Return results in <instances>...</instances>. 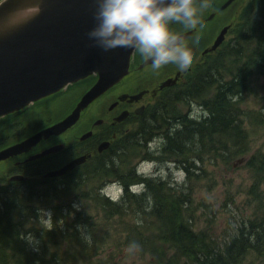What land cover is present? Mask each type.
Returning <instances> with one entry per match:
<instances>
[{
    "label": "rangeland",
    "instance_id": "obj_1",
    "mask_svg": "<svg viewBox=\"0 0 264 264\" xmlns=\"http://www.w3.org/2000/svg\"><path fill=\"white\" fill-rule=\"evenodd\" d=\"M222 1L223 0H204L205 6H193L192 8H188L190 13H192V23L197 25L202 17L208 18V13L212 10V12H214V9L218 10ZM254 2L255 0H237L233 7L220 13L217 16L218 18L211 22L208 21L204 27L198 28V31L196 30L192 36V40L195 39L197 41L196 46L190 47L189 43L184 51L189 59L193 60L198 49L206 45L208 38L211 35L215 36V30L219 24L228 20L233 14L236 16L240 14L241 16L245 11L252 20L250 21L248 29L244 31L243 34L247 37H242L240 42L243 47L240 51L241 58L243 59V54L249 55L258 41H260L259 45L264 47V16L260 13V5H258V9H256L258 3L254 5ZM174 29L176 31L180 28L175 24H170V31ZM235 30L237 31V29ZM226 48L227 46L219 48L220 51L217 52L216 55L224 54ZM220 59L223 61V64H228L227 59H224V57ZM230 59L232 60L233 58ZM262 67H264V65ZM93 82L94 79H89L88 81L70 86L52 99L35 104V106L26 109L27 111L25 112L31 109L30 112L37 111L36 113H39L33 122V127L38 124L46 123L47 121L57 120L58 117L66 113L74 105L77 98L83 95ZM246 88L252 92L241 99L240 105L243 107L242 110L248 112L250 115L258 111H262L264 114V71L262 73L255 72L254 85ZM210 91L211 90L207 88L196 89V92L195 90L190 91V93H197L199 97L197 99L194 98V102L185 105V108L189 106L200 109V101L198 99L206 101V98H211L214 93ZM99 104L100 103L95 104L92 112H94ZM39 110H41L42 113L38 112ZM100 115L101 114L98 113L96 117ZM25 116L28 115L26 114L23 117H20V114L17 117L14 116L0 123V128L4 126L8 129V125L16 118L15 124L10 127L11 130L18 133L24 132L26 131V124L22 119ZM93 118H95V115ZM148 119L149 118L145 119L142 123L147 125ZM244 119V123L249 125V129H247L249 132V143L247 145L249 150H247V154L235 155L223 161V156L232 154L234 151L232 150L228 152V154L223 151L222 154L224 155H221L219 152L212 150V145H209L207 149L210 150L203 156L205 160L200 170L201 177H198V181H194V211L193 216L188 215V218H191L193 227L198 229L211 228L213 231H209L208 233L213 237H221L224 233L228 232L232 226H235L239 215H245L244 217H246L250 214L247 191L252 185L253 178L252 172L246 162L255 150L260 147L264 148V122L253 120L254 123H251V120H248V118L245 117ZM262 119H264V117H262L261 120ZM84 122L85 121H83V123ZM149 123L155 126L153 137L155 140H152L153 142L150 143L151 147L136 149L125 145V150L124 153L121 154V158L125 159L128 157L127 164L129 167L137 166V169L139 168L142 173L148 174V176L149 174H158L162 177V181L167 179L173 186H182L184 181L187 185L190 184V180L186 178L187 174H184L183 171H177L176 167H172L173 163L167 161L163 155H159L158 152L152 153V151H155L154 145L163 144V139L160 135L166 131L167 125L163 123V120L161 122L156 121L155 123ZM81 125L82 124H79L75 129L78 130L77 128H82ZM136 127H138L136 124L132 125V130L135 131ZM72 133L73 135L69 133L66 136L67 143L72 142L73 136L76 134L74 131ZM123 137L124 135L119 136L118 140L120 141ZM145 137L146 133L145 131L143 132L142 128L140 132L133 133L128 140H130V143H138L140 139L144 140ZM221 139L224 140L223 143H220L221 145L227 144L228 147L231 146L229 140L220 137L219 140ZM213 144L217 143L214 142ZM165 156L167 157V155ZM110 161L108 162L112 170L125 172V169H122L127 165L124 160L116 163L115 161ZM112 162L115 163V166H112ZM91 163L92 162H90L89 165H91ZM91 168H93V166H91ZM98 176L100 178L91 179L80 188L68 191V193H62L56 197L49 196L50 194L60 193L57 191L58 186H55L54 182L51 180L47 181V185L44 187L37 186L32 188L28 183H16L7 188H0V208L2 206L12 207L16 210L8 221L0 219V231L7 227L10 222L15 223L19 221L23 224L25 230L30 233V236L36 240L35 243H37L38 238V241L43 245L46 246L47 244L49 246L47 255L54 252H59V254L62 255L65 251H68V256L73 254L68 264H157V258L152 256L151 252L143 250V245L138 242L136 236L138 230L141 229V225L137 217L128 215L123 217V219L118 217L110 218L98 208L93 195L99 193L100 185L104 183V180L108 179L109 182L105 187L106 194L118 198L123 192V188L116 179L106 178L101 175ZM172 182H174V184ZM64 183L66 185L67 181H64ZM150 183L148 186H150ZM151 184V187L155 188V185L153 183ZM140 187L142 188L143 186ZM43 189L44 191H41ZM39 194H42V197ZM229 197L236 199L238 205L230 204V200L226 201ZM72 202H75V206L74 208H69L68 206H70ZM231 210L236 211L233 212ZM72 211L79 217L81 222L88 225L85 220H82V217L86 218L89 226L85 227L80 225L77 218L69 213ZM10 214L11 211H7L6 218L10 216ZM65 221L66 225L65 227L63 226V232L58 231L56 227L60 225L62 227ZM153 223H156V221L152 219L148 220V224ZM73 224L76 226V231H74L76 234H81L90 244L94 241L86 237V234L90 233V235L96 238L95 242L97 243L89 247L88 250H84L79 243L74 241L72 236H70L74 234L73 231L71 232V226ZM82 230H84V232ZM66 231L69 233H66ZM31 244L34 245L33 243ZM251 258H248L246 264H252Z\"/></svg>",
    "mask_w": 264,
    "mask_h": 264
},
{
    "label": "trees",
    "instance_id": "obj_2",
    "mask_svg": "<svg viewBox=\"0 0 264 264\" xmlns=\"http://www.w3.org/2000/svg\"><path fill=\"white\" fill-rule=\"evenodd\" d=\"M256 3H258L256 9L260 5V13L264 15V0H255L254 4ZM241 17L244 22H248L247 12H244ZM232 56L234 57L227 61L228 64H223V61L205 63L189 81L190 88H207L214 93L204 102L207 114L189 121L178 118L179 120L173 126H166L167 131L163 134L165 153L171 155L169 160L176 165V168L185 171L190 184L187 185L184 181L182 186H173L170 181H162L160 177L138 178L135 173L122 175L121 171L112 170L109 162L105 163L107 165L104 164L105 168L95 169L91 174L90 179L93 180L100 178L96 175L106 178L114 177L123 181L128 179L124 181L125 196L121 200L113 201L102 194L100 190L106 181L100 185L99 193L93 195L94 199L98 208L110 218L123 219L131 215L140 220L141 229L138 230L136 237L143 245V250L151 252V255L157 258V264H246L249 257H252V264H264V148L255 150L246 162L253 178L252 185L247 191L250 214L246 217L239 215L235 226L221 237L209 235L208 232L213 231L211 228L193 227L191 218H188V215L193 216L194 211V181L201 177L200 170L205 160L203 156L210 150L207 149L209 145H212L211 149L221 155H224L223 151L226 154L234 151L232 154L223 156V161L235 155H244L249 150L247 148L249 125L244 123V118L251 120V123L264 122V119L261 120L264 117L262 111L250 115L242 110L243 107L240 105L241 99L252 92L246 87L254 85L255 72L264 71L262 67L264 47L256 46L249 55L243 54V59L239 54ZM199 73L203 80L196 78ZM155 121L150 122L155 123ZM169 129H172V133ZM220 137L229 140L231 146L221 145L220 143L224 140H219ZM214 142L217 144H213ZM162 155L165 156L163 151ZM111 160L115 163L119 161L116 155L112 156ZM112 163V166H115V163ZM87 177L85 174L83 181L74 180L70 183L67 181L66 185L61 181L57 191L68 193L69 188L85 183ZM140 181L147 185L143 193H134L129 190V183ZM150 182L155 185V188L151 187ZM149 183L150 186H148ZM53 195L51 194L50 197ZM228 200L230 204L238 205L236 199L229 197L226 201ZM7 211H11V214L6 218ZM15 212V208L2 206L0 219L8 221ZM69 213L80 221L73 212ZM149 219L155 220L156 223L148 224ZM79 223L84 226V223ZM71 227V232L76 231L75 224ZM66 233L69 232L66 231ZM70 236L84 250H88L97 243L96 238L90 233L86 234V237L94 240L90 244L79 233L74 232ZM21 243L20 239H16V245L19 246ZM16 245L15 250H19L20 248ZM31 254L33 256L36 253L33 250ZM72 255L68 256V251H65L62 255L54 252L49 256L55 263L68 264Z\"/></svg>",
    "mask_w": 264,
    "mask_h": 264
},
{
    "label": "water",
    "instance_id": "obj_3",
    "mask_svg": "<svg viewBox=\"0 0 264 264\" xmlns=\"http://www.w3.org/2000/svg\"><path fill=\"white\" fill-rule=\"evenodd\" d=\"M231 1L228 0L224 6ZM28 2L5 0L0 5V116L89 75L98 73V80L63 120L1 150L0 160L28 150L41 138L72 126L85 107L128 72L134 50L114 48L108 50L106 56L105 50L88 41L87 31L95 22L94 0H41L38 14L26 21L9 23L8 11L25 7ZM226 29L214 47L223 40ZM189 33L180 34L175 40L178 43ZM150 61L147 59L145 64ZM82 159L77 158L51 174L63 173Z\"/></svg>",
    "mask_w": 264,
    "mask_h": 264
},
{
    "label": "flooded vegetation",
    "instance_id": "obj_4",
    "mask_svg": "<svg viewBox=\"0 0 264 264\" xmlns=\"http://www.w3.org/2000/svg\"><path fill=\"white\" fill-rule=\"evenodd\" d=\"M212 37L213 35H211L208 40ZM181 49L185 51L186 48L181 47ZM144 58L145 57H143L141 53H137L132 61L131 72L123 81L124 83L121 82L123 83L121 86L117 85L112 87L98 100L94 101L83 112L82 117L76 125L59 135H51L48 138L41 139L38 143L34 144L29 151L19 153L18 155L10 157L8 160L2 161L0 166L4 164L12 165V173L21 174L22 177H24V179L15 181L24 182L30 177L31 179L40 178L45 181L49 179V177L44 175L46 172L57 169L68 161L83 154L88 156L87 160H96L97 155L102 154L104 156L102 162L110 161L111 157L116 155L119 146V143L113 138V133L125 135L130 132L132 125L136 124L139 127L141 121L149 116L153 108L158 104H162L170 93L178 89L183 80L186 79V75L193 70V66L192 68L190 66L182 75L178 76L176 81H171V84L160 87L165 80L170 77H175L176 74L168 69L154 70L153 68L150 73H145L148 66L145 68L139 67ZM140 92H143L141 97L138 99L132 98V95H134L133 97H138L137 94ZM97 103L100 104L95 108L94 112H92V109ZM68 111L66 113H68ZM98 113L101 115L96 117ZM65 115L66 114H64L62 118H64ZM94 115L95 118H93ZM23 116L24 115H20V117ZM15 120L11 122L8 127L13 126ZM83 121L85 122L83 123ZM45 124L46 123L40 124L35 129L31 130L30 133L27 132L29 134H27L25 138L50 125L49 123ZM79 124H82V128L79 127L77 128L78 130H76L75 127ZM27 126H29V124H26V127ZM6 129L7 128L4 126L0 128V143L3 141L5 142L4 134L6 133ZM8 130L7 138L12 141L7 143L8 145H5L10 146L25 139L14 140L17 137V133H14V131L9 128ZM73 131L76 134L73 136L72 142L67 143L66 136L69 133L73 135ZM88 132L89 134L83 137V135H86ZM59 144H64V147L48 154L37 156L42 151ZM4 148L6 147L4 146L0 149ZM83 166H85L84 163L77 167ZM77 167H75V169ZM7 176L8 172L6 169L0 170V180H7Z\"/></svg>",
    "mask_w": 264,
    "mask_h": 264
},
{
    "label": "clouds",
    "instance_id": "obj_5",
    "mask_svg": "<svg viewBox=\"0 0 264 264\" xmlns=\"http://www.w3.org/2000/svg\"><path fill=\"white\" fill-rule=\"evenodd\" d=\"M5 0H0L3 5ZM41 0L10 9L9 23L26 21L40 11ZM94 24L87 31L93 45L105 51L114 48H136L151 59L154 70L168 69L182 75L189 63L188 55L170 32V24L183 31L194 28L189 0H94ZM193 39L190 47H195ZM29 239L32 237L29 235Z\"/></svg>",
    "mask_w": 264,
    "mask_h": 264
},
{
    "label": "bare ground",
    "instance_id": "obj_6",
    "mask_svg": "<svg viewBox=\"0 0 264 264\" xmlns=\"http://www.w3.org/2000/svg\"><path fill=\"white\" fill-rule=\"evenodd\" d=\"M228 20L224 21L222 27L219 29L220 33L222 34V31L225 28H227L226 31L224 32V35L226 36V40L220 42L215 47L204 46L200 50V52L205 55L206 62H218V61L221 62L222 60L220 58L222 57H224V59H227L228 61L230 60V58L234 57L232 55L235 54H239V56H241L240 51L242 50L243 47L242 44H240V42L242 40V37H247L246 35L243 34L244 31L248 29V26L250 25V21L252 19L247 17L248 22H244L241 16L239 17L231 16ZM202 22L204 25H206L208 21L204 19L202 20ZM230 27L237 29V31L228 32V29ZM259 43L260 41L257 42L254 48L256 46L260 47L261 45H259ZM224 46H227L225 53L217 56L216 55L217 52L220 51L219 48ZM105 53L106 56L109 54L107 51H105ZM137 53H140L139 50L135 52L134 55H136ZM202 66L203 65H199V71L201 70ZM151 70L152 67H148L145 70V73H150ZM196 78H199V80H203L200 73L197 75ZM189 85L190 84H188L187 88L186 86H183L179 90V95L169 94V96H167V98L164 100L162 104H158L157 106H155L153 108V111L149 114L150 117L148 121L150 122L156 120L161 122L163 120L164 124L169 123L167 124V126H173V124L179 120L178 118L181 119L184 118V120L189 121V120L197 119L203 116L205 113L207 114V112H205V106H204L205 101H202L200 99H198L200 101L199 102L200 109L192 108L189 106L185 108V105L194 102V98L197 99L199 97L198 94L195 93L196 88L189 89L190 88ZM194 90L195 92L190 93V91H194ZM151 126H152L151 123H148L147 125L144 124L142 126L143 132L145 131L146 138L148 137L150 140H155V138H153L155 132V128H154L155 126L152 127ZM169 132L172 133V129H169ZM103 157L104 156L102 154H99L97 155L96 160L103 161ZM68 187L69 186H67V188ZM41 191H44V189ZM39 195L42 197V194ZM74 206H75V202H73L70 205L71 208H74ZM82 220L87 221V219L83 217ZM65 225H66V221L63 222L62 227L60 225L57 226L56 228L58 229V231L63 232V226L65 227ZM84 226L86 227L87 225L84 223ZM29 235L30 233H28L25 230L23 224L19 221H16L15 223L10 222L6 228L1 230L0 231V264H60L59 262L57 263L53 262L50 256L47 255V251L49 250V246L47 244L46 246L43 245L41 242L38 241L39 240L38 238H37V243H35L36 240L33 238L29 239ZM16 239H20L22 241L21 245L18 246L15 244ZM31 243H33L34 245H32ZM15 245L20 249L15 250ZM33 250L36 254L32 256L31 251ZM19 251L23 253H20Z\"/></svg>",
    "mask_w": 264,
    "mask_h": 264
}]
</instances>
